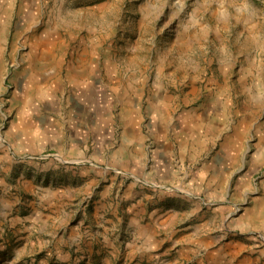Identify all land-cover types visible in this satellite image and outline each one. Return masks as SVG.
I'll use <instances>...</instances> for the list:
<instances>
[{"label":"rangeland","instance_id":"374dc122","mask_svg":"<svg viewBox=\"0 0 264 264\" xmlns=\"http://www.w3.org/2000/svg\"><path fill=\"white\" fill-rule=\"evenodd\" d=\"M0 264H264V0H0Z\"/></svg>","mask_w":264,"mask_h":264},{"label":"crops","instance_id":"0c3cea01","mask_svg":"<svg viewBox=\"0 0 264 264\" xmlns=\"http://www.w3.org/2000/svg\"><path fill=\"white\" fill-rule=\"evenodd\" d=\"M42 215L39 218L38 217H34L33 221L34 223L38 224L40 227V230L46 228V226L48 225V220L47 217ZM132 224H130L131 227ZM115 229V228H114ZM130 228L127 229V227L125 228V233H130L131 231L129 230ZM138 231L136 232V237L133 238L131 241H129L128 239H125V236L122 235H114V231L111 232V236L109 237H104L102 236V239L104 241H107L108 244H111L112 246L115 247V245L117 244V246L119 248L124 247V248H133L136 251H138L139 254H144L145 252H149L152 249L151 244L149 243V239H150V234L148 233V231H146L143 228L138 227ZM95 234H91V242H95L96 244L98 243V241H100V234H99V230L94 232Z\"/></svg>","mask_w":264,"mask_h":264}]
</instances>
